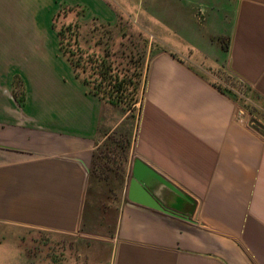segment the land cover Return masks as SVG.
Returning a JSON list of instances; mask_svg holds the SVG:
<instances>
[{"label": "crops", "instance_id": "obj_1", "mask_svg": "<svg viewBox=\"0 0 264 264\" xmlns=\"http://www.w3.org/2000/svg\"><path fill=\"white\" fill-rule=\"evenodd\" d=\"M65 1L87 6L84 22L149 32L136 134L61 53L60 0H0V222L94 239L99 264H264V130L196 64L264 102V0ZM134 159L189 201L130 200Z\"/></svg>", "mask_w": 264, "mask_h": 264}, {"label": "trees", "instance_id": "obj_2", "mask_svg": "<svg viewBox=\"0 0 264 264\" xmlns=\"http://www.w3.org/2000/svg\"><path fill=\"white\" fill-rule=\"evenodd\" d=\"M86 12V5L72 4L65 0L59 3L51 17V25L57 32L60 51L67 58L75 76L93 95L123 112L132 111L143 90L148 40L142 38L138 42L127 38L126 29L129 25L122 24L120 19L114 24L102 22L95 17L84 22L81 17ZM83 25H93L91 30L94 33L90 31L82 35L80 29ZM118 26L121 29H117ZM99 27L103 29L101 34L97 33ZM124 27L126 29L122 34L117 35ZM114 39L118 41L116 49H113ZM15 97L22 105L23 93L20 88L15 89ZM241 105L254 116L256 125L264 130V112L242 101Z\"/></svg>", "mask_w": 264, "mask_h": 264}, {"label": "rangeland", "instance_id": "obj_3", "mask_svg": "<svg viewBox=\"0 0 264 264\" xmlns=\"http://www.w3.org/2000/svg\"><path fill=\"white\" fill-rule=\"evenodd\" d=\"M109 1L114 6L118 4L120 6L123 5L122 0ZM81 18L85 20L84 17ZM119 19L122 24H128L127 22H129L127 17L119 16ZM91 27L93 25H83L80 29L81 34L85 35L90 31L93 32ZM118 28L121 29V26H118ZM117 29L114 30L115 33ZM102 30L99 27L97 33L101 34L103 32ZM123 30L119 31L120 33H117V35H121ZM126 32L127 38L138 42H141L143 40L142 38H147L149 43V32L147 30L132 29L129 26ZM152 32L154 35L153 42L155 46H158V43L161 44L163 42L162 31L152 30ZM114 43L113 49H116L118 47V41L114 39ZM196 64L205 69L210 78L216 83L233 91L240 101L253 108H258L261 113L262 111L264 112V105L250 88L226 73L222 66L219 68L207 67L200 61H196ZM142 97L143 95L140 93L139 102L136 103L132 111L123 112L117 107L118 110L114 113L116 117L123 116L124 119L119 127H123L124 133H130L131 139L136 134ZM102 224L106 228L98 227L99 231L112 230L113 222H102ZM92 241L94 242L95 240L88 238L81 239L75 236H63L0 222V264H99L100 257L105 256L106 252L102 247H87L86 244H90ZM107 256L109 258L108 254Z\"/></svg>", "mask_w": 264, "mask_h": 264}, {"label": "water", "instance_id": "obj_4", "mask_svg": "<svg viewBox=\"0 0 264 264\" xmlns=\"http://www.w3.org/2000/svg\"><path fill=\"white\" fill-rule=\"evenodd\" d=\"M229 95L230 91L225 90ZM175 194L187 201L188 198L169 181L160 176L139 159H134L131 166V178L129 182L128 198L159 211L172 213L167 205L168 194ZM141 198H136V196Z\"/></svg>", "mask_w": 264, "mask_h": 264}]
</instances>
